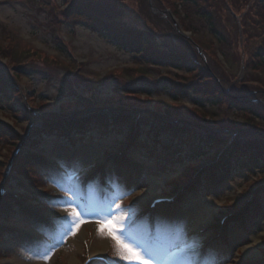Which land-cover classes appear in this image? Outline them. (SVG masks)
Wrapping results in <instances>:
<instances>
[{
	"label": "rangeland",
	"instance_id": "1",
	"mask_svg": "<svg viewBox=\"0 0 264 264\" xmlns=\"http://www.w3.org/2000/svg\"><path fill=\"white\" fill-rule=\"evenodd\" d=\"M111 1L123 24L151 34L158 48L190 56L196 53L211 77H219L229 96L242 95L243 100L254 94L251 100L264 103L261 0L212 1V19L222 34L221 43L208 31L205 19L193 11L187 15L179 9L184 18L177 20L173 15L177 5L172 0L169 8L159 0ZM184 68L167 65L157 69L145 59H136L90 27L89 21L67 12V4L59 0H0V71L19 89L18 97L9 93L14 102H0V125L15 136L0 135V189L6 192V199H0V264H71V260L81 264L95 250H103L102 243L105 257L110 262L117 260L113 242L97 235L94 222L110 207L114 209L115 203L128 211L125 227L129 233L159 249L162 256L175 254L170 264H264V188H260L264 172L237 170L221 190L208 193L192 182L212 165L208 158L170 165L158 174L143 151L118 155L131 127L110 123L89 124L83 135H74L73 144L43 136L37 141V151L45 153L47 162L43 169L39 167L42 177L31 167L26 177L15 169L25 150L23 140L32 138L28 131L33 129L21 113L39 118L75 113L87 106L123 108L211 127L255 128H243L249 131L247 140L255 132L264 135V119L231 113L224 105L212 107L201 97L210 92H192L189 86L199 81ZM150 127L142 124L141 131ZM160 142L167 144L169 139ZM115 156L124 158L127 165H114ZM178 188L182 190L178 204L161 206L155 212V235L149 234L144 222L129 227L147 209L145 200L152 195L171 196ZM66 189L88 221L74 235L67 234L68 226L58 219L67 217L65 209L73 206L64 203ZM83 194L86 201L81 199ZM257 205L262 211L254 222L239 219V225L231 227V215L238 213L236 217L243 218L252 208L258 212ZM18 206L35 215V220L29 222ZM225 217L223 235L210 241L218 220ZM45 252L49 253L46 262L40 259Z\"/></svg>",
	"mask_w": 264,
	"mask_h": 264
},
{
	"label": "trees",
	"instance_id": "2",
	"mask_svg": "<svg viewBox=\"0 0 264 264\" xmlns=\"http://www.w3.org/2000/svg\"><path fill=\"white\" fill-rule=\"evenodd\" d=\"M59 1L67 4V12L78 19L89 21L90 27L105 35L117 47L131 53L136 59H145L147 64L150 63L157 69L167 65L179 70L186 67L184 68L185 71L191 73L192 78H197L199 81L196 84L197 86L190 85L189 88L191 87L192 92L201 94L204 90L210 92V94L203 93L204 95H201L210 106L224 105L231 110V113L246 116L249 119H264V103L261 104V102L251 100L254 94L240 101L235 100L231 96L239 98L242 95L238 96L231 93L232 95L229 96L225 93L226 91L219 77H211L196 53V55L190 56L163 46L164 49L158 48L151 34L134 30L123 24L121 16L117 13L111 0ZM172 1L177 5L173 12L177 20L184 18L183 12L191 15L193 14L191 11H193L198 17L205 19L209 26L208 31L214 35L216 41L218 43L223 42L222 34L217 30L212 19L211 3L213 0ZM159 3L166 8L171 6L170 0H159ZM261 4L264 7V0H261ZM179 9H183V12H180ZM261 56L264 59V53H261ZM189 66L190 68H188ZM217 79L220 80L222 87H220ZM192 86L194 87L192 88ZM166 89L170 90L167 87ZM17 90L19 91L10 79L3 76V72L0 71V102H14L9 93L18 97ZM257 96L259 97L256 94V98ZM201 107H205V105ZM20 115L26 121L31 122L30 125L33 127L28 131L29 136L32 138L28 141L23 140L26 148H39L37 141H41V138L45 135H53L65 140L66 143H72L74 135H83L85 132L83 129L89 124L111 123L131 127L130 135L127 138L129 140V150L147 153V157L155 164L158 172H164L167 166L170 165H185L187 162L209 158L212 165L195 180V184L208 193H216L221 190L237 170L248 173L264 172V135L259 131L255 132L252 139L247 140L244 138L249 132L247 130L251 131L253 127H244L243 125L241 128L229 124L226 127H211L187 120H171L165 115L161 116L152 111L136 112L123 108L103 109L98 106H87L82 111L66 115L48 114L49 116L39 118L30 116L27 113H21ZM142 124L151 125V128L146 132H142L140 128ZM5 130L0 126V135H6L10 139L15 138L11 131ZM162 138H168L169 142L162 144L160 142ZM212 151H214V154L210 158L208 155ZM40 160V156L35 158L24 150L16 160L15 169L19 174L26 177V171H31V168L35 169V167L42 165ZM22 161L27 166L23 165L22 167ZM119 163L123 166L126 165L124 161H119ZM261 186L260 188H264V185ZM258 198L261 199V197ZM9 201L5 202L6 209H4V212L8 210L7 208L11 203ZM256 208L258 212L252 208L253 211L247 212L248 214L246 213V216L240 219L246 223L254 222L257 219L256 214L262 211L259 205ZM18 210L26 213L31 221L35 220V217L28 214L22 206H18ZM238 222L239 218H236L232 227L239 225Z\"/></svg>",
	"mask_w": 264,
	"mask_h": 264
},
{
	"label": "snow or ice",
	"instance_id": "3",
	"mask_svg": "<svg viewBox=\"0 0 264 264\" xmlns=\"http://www.w3.org/2000/svg\"><path fill=\"white\" fill-rule=\"evenodd\" d=\"M65 191L68 194L64 197V203L73 206L70 210L65 209L68 211L67 217L58 219L68 226L69 232L67 234L74 235L79 230L80 225L88 221L83 219L86 213L77 210L80 205L75 204L71 190L66 189ZM127 218L128 211L122 208L119 203H115L114 209L110 207L105 215L98 216L94 221L97 224V235L113 242V250L118 259L109 262V264H118L119 261H123L124 264H156L157 260H161L162 264H170L175 254L162 256L159 249L129 233L125 227ZM160 223L166 222L161 221ZM40 259L46 262L49 259V253H43ZM180 264H185V262L181 261Z\"/></svg>",
	"mask_w": 264,
	"mask_h": 264
},
{
	"label": "bare ground",
	"instance_id": "4",
	"mask_svg": "<svg viewBox=\"0 0 264 264\" xmlns=\"http://www.w3.org/2000/svg\"><path fill=\"white\" fill-rule=\"evenodd\" d=\"M154 199H157V197H155L154 195H152V198H151L150 200H145V201H144V204H145V203L148 204V203H150L151 200H154ZM92 200H93V198H91V201H90V202H92ZM256 239L259 240L258 237H256ZM101 246H102V249H103V250H98V251L95 250V254H92L90 257H102L103 254H104V249L106 248V247H105L106 245H104V243H102ZM250 250H252V249H250ZM252 253L255 254L254 252H252ZM70 263H71V264H77V262H76L75 260H71ZM122 263H124V262H122Z\"/></svg>",
	"mask_w": 264,
	"mask_h": 264
}]
</instances>
